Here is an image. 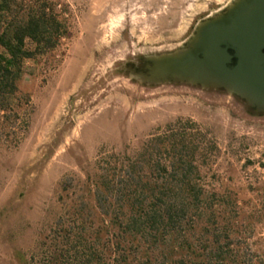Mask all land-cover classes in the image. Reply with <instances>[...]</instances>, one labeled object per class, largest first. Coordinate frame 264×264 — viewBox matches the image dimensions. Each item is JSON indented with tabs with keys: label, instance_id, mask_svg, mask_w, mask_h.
I'll return each instance as SVG.
<instances>
[{
	"label": "rangeland",
	"instance_id": "374dc122",
	"mask_svg": "<svg viewBox=\"0 0 264 264\" xmlns=\"http://www.w3.org/2000/svg\"><path fill=\"white\" fill-rule=\"evenodd\" d=\"M23 1L54 6L69 34L24 61L0 111V264H47L78 244L80 216L95 232L94 182L156 137L184 142L206 197L190 262L264 264V117L241 96L146 69L236 0Z\"/></svg>",
	"mask_w": 264,
	"mask_h": 264
},
{
	"label": "trees",
	"instance_id": "16d2710c",
	"mask_svg": "<svg viewBox=\"0 0 264 264\" xmlns=\"http://www.w3.org/2000/svg\"><path fill=\"white\" fill-rule=\"evenodd\" d=\"M23 2L0 0L3 112L18 93L24 61L54 49L69 34L68 21L54 6ZM186 148L182 141L156 137L144 159H129L103 173L94 182L96 231L88 234L85 219L76 218L78 244L50 252L47 264H62L61 256L68 264H192L189 259L197 254L190 227L203 218L206 197L192 177L195 166Z\"/></svg>",
	"mask_w": 264,
	"mask_h": 264
},
{
	"label": "water",
	"instance_id": "95a60500",
	"mask_svg": "<svg viewBox=\"0 0 264 264\" xmlns=\"http://www.w3.org/2000/svg\"><path fill=\"white\" fill-rule=\"evenodd\" d=\"M263 46L264 0H236L202 22L183 49L149 58L146 69L153 82H188L248 100L252 71L256 69L257 79L261 78Z\"/></svg>",
	"mask_w": 264,
	"mask_h": 264
},
{
	"label": "flooded vegetation",
	"instance_id": "af4514ba",
	"mask_svg": "<svg viewBox=\"0 0 264 264\" xmlns=\"http://www.w3.org/2000/svg\"><path fill=\"white\" fill-rule=\"evenodd\" d=\"M262 53L264 54V46L262 47ZM237 58L234 59V63H237ZM253 64H256L255 59ZM261 70V78L257 79V70L252 71V89L249 99L244 101L248 102L250 112L255 117H264V61L259 63ZM259 81V84L257 81Z\"/></svg>",
	"mask_w": 264,
	"mask_h": 264
}]
</instances>
